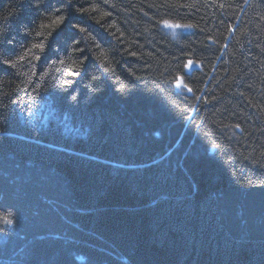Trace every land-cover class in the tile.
I'll use <instances>...</instances> for the list:
<instances>
[{"label":"trees","instance_id":"16d2710c","mask_svg":"<svg viewBox=\"0 0 264 264\" xmlns=\"http://www.w3.org/2000/svg\"><path fill=\"white\" fill-rule=\"evenodd\" d=\"M3 59L0 264H264V0H0Z\"/></svg>","mask_w":264,"mask_h":264},{"label":"snow or ice","instance_id":"6c2138e0","mask_svg":"<svg viewBox=\"0 0 264 264\" xmlns=\"http://www.w3.org/2000/svg\"><path fill=\"white\" fill-rule=\"evenodd\" d=\"M65 3H66V5H67L68 7H71V5H72V0H65ZM36 6L39 7V2L37 3ZM54 11L59 12V9H54ZM78 11L83 12V11H85V10L81 8V9H79ZM66 19H67V17H65L64 15H57V16L55 17V19L51 22V24L46 25V26H47V27H51V28L58 27V26H60L61 24H63V23L66 21ZM68 23L71 25V21H70V20L68 21ZM165 23H167V22H165ZM71 27H73L74 29H78L80 32L85 31V30H84L83 28H81L80 25H78V24H76V25H71ZM189 27H190V26H189ZM38 35H39V33H38ZM49 35H51V33H49ZM32 47L35 48V49H39L40 51H43L44 48H45V44H44L43 42H41V43L33 44ZM30 51H31V50H29V52H30ZM80 51L83 52V49H80ZM19 59H20V60H24V59H25V56H20ZM33 59H35V60H40L41 57H40L39 55H36V56L33 57ZM85 59H86V58H85ZM61 62H63V61H61ZM191 63H192V62L189 61V65H190ZM0 64L11 65V64H12V61H10V60H8V59H3V60H0ZM185 87H186V85H185ZM188 90L191 91V89H188ZM7 222H8V223H12V221H10V220H8Z\"/></svg>","mask_w":264,"mask_h":264}]
</instances>
